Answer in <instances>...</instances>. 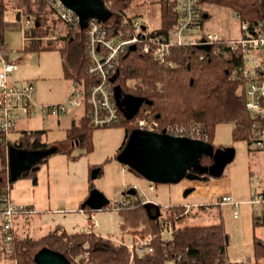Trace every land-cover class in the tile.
<instances>
[{"label": "trees", "instance_id": "1", "mask_svg": "<svg viewBox=\"0 0 264 264\" xmlns=\"http://www.w3.org/2000/svg\"><path fill=\"white\" fill-rule=\"evenodd\" d=\"M104 1L111 13L117 15H127L129 9L136 4V0ZM202 1L220 2L236 11L250 24L264 19V0ZM158 2L160 25L156 29L166 33L177 23L179 14L173 1ZM9 11L13 12L17 21L24 18L32 20L26 27L24 51L59 50L63 57L64 76L74 82L83 81L85 85L89 84L85 38L81 23L72 26L59 19L50 0H0V50H4L2 39ZM60 23L66 29L64 34H61ZM74 30L81 31L82 55L75 72H71L68 68L66 46ZM213 49L207 51L200 45L173 47L168 56V60L175 64L173 67L164 66L151 54L140 50L130 51L120 59L114 88L121 111V120L118 124L124 127L125 133L116 156L124 150L131 134L138 128L135 120L142 117L158 121L161 131L168 126L182 128L197 126L207 135V141L215 149L228 147L215 143L217 126L223 123L233 126V140L251 142L252 125L255 120L247 112L245 105L246 83L238 70L243 63L242 55L224 43L218 44L217 53ZM128 97L141 100L138 107L133 110L128 108ZM94 128L85 107L78 122L67 129L66 141L59 143L51 144L45 141L43 138L45 129L22 130L15 140L9 139L7 134L0 131V190L6 184L8 145L26 150L47 151L54 145L69 143L66 153L71 156L75 146L85 148L88 152L93 149ZM50 154L45 153L36 162V168L23 175L32 174L34 182H37L36 171ZM214 162L213 156L206 155L201 161L202 169L193 168L191 172L201 176L207 175V178L224 175L225 168L215 175L206 171ZM96 167H99L98 176L103 171L102 166H90L89 180L92 189L94 188L92 171ZM128 168L143 176L134 168L130 166ZM124 200L127 204L118 208L122 214L121 228L131 234L133 242L151 237L152 251L132 255L129 243L124 239L104 237L95 231L68 232L55 229L39 237L16 232L11 245L0 243L2 245L0 258L7 257L9 264H41L35 252L40 248H47L58 253L69 264H166L167 261H173L175 264H262L264 237L256 235L253 238L254 261L251 263L231 261L228 254L230 234L221 215L218 222L211 224H183L192 213L191 208L187 211V206L180 204L162 206L144 202L137 195L128 193ZM111 206L106 202L103 208ZM205 206L207 205H200L197 208ZM165 221L173 226L172 234L166 237L162 233V223ZM252 225L254 229L264 226V216L254 217Z\"/></svg>", "mask_w": 264, "mask_h": 264}, {"label": "rangeland", "instance_id": "2", "mask_svg": "<svg viewBox=\"0 0 264 264\" xmlns=\"http://www.w3.org/2000/svg\"><path fill=\"white\" fill-rule=\"evenodd\" d=\"M135 3L129 9L128 14H139L149 29L157 28L160 20L158 0H136ZM202 6L210 13V17L203 21V28L193 29L192 33L199 35L203 30L217 31L219 28L232 36L240 33V20L236 11L225 7L223 4L220 5L218 2L203 1ZM15 20L13 12L9 11L6 16V23H14ZM60 24L61 34L66 33L64 25ZM6 29L3 38L9 59L17 60L23 57V62H19L14 70V76H19L18 80L21 83L25 81L34 82V94L38 103L48 105L63 103L72 90V80L64 76L61 52L59 50L24 51L21 28ZM79 31L74 30L72 32V37L66 46L68 68L71 72H75L82 55L81 31ZM128 104L133 110L137 101L128 97ZM57 116L63 119L64 114ZM48 117L38 112L29 117L20 114L16 131L8 138L14 140L21 129H35L44 126L43 123ZM232 127L229 124H220L217 127L216 132L218 134L215 143H222L228 147L219 150L216 163L211 169L219 173L225 168L224 176L226 179L223 180V184L234 199L241 202L239 206L240 215L238 217L234 215L232 205L210 207L207 203L208 207L205 206L197 215L190 213L183 224H211L218 222L221 215L224 226L230 234L228 247L230 259L233 262L251 263L254 261V235L264 237V226H258L254 229L252 225L253 212L254 209L261 210L264 206L256 205L253 207L248 200L258 192L264 182V151L257 149L253 141L233 140ZM124 133V127L119 124L95 127L93 131L94 146L90 152L85 148L75 146L72 155L69 156L66 153L69 143H61L58 145V150L50 154L47 160L39 165L36 171L37 182H34L32 174L9 181L11 199L16 204H24L34 209L30 215L31 220L26 224V230L20 228L22 224L19 227L20 231H23L22 234L39 237L55 229L74 232L86 228L90 215L79 209L77 202L72 198V194L75 190L80 191L85 188L89 176V166L99 165L102 166L103 171L93 179L94 188L100 189L112 206L102 207L93 212L95 216L92 220L96 224L95 230L102 236L110 235L118 240L123 238L127 243H130L132 236L121 228L122 214L113 205L117 201H123L126 192L133 188L136 182L146 183L147 178L141 176L143 180H140L138 174L130 169L122 171V166L125 163L121 158L124 157L125 149L118 156L115 154L123 141ZM65 136V131L59 125L48 129L50 141L62 140ZM7 152L6 147V157ZM7 174L8 168L6 173L8 177ZM261 178L263 181H260ZM209 180L207 178L191 179L186 177L179 182L185 186L183 193L190 188L193 193L195 190H208ZM139 194L143 196L140 189ZM93 198L95 204L101 201L99 196ZM211 201L213 202L212 198L207 202ZM104 203L105 200L102 204ZM163 235L166 237L168 233L165 232ZM42 251L45 249L36 250L37 258ZM9 263L7 257L0 258V264ZM166 264L175 263L167 261Z\"/></svg>", "mask_w": 264, "mask_h": 264}, {"label": "built area", "instance_id": "3", "mask_svg": "<svg viewBox=\"0 0 264 264\" xmlns=\"http://www.w3.org/2000/svg\"><path fill=\"white\" fill-rule=\"evenodd\" d=\"M55 14L62 21L76 26L80 24L77 14L63 4L61 0H50ZM176 4L179 19L166 33L149 29L140 15L112 14L107 21L91 19L82 28L85 38V54L87 59V74L90 78L88 85L83 81L73 83L68 98L54 104L38 103L34 96L35 85L28 81L21 85L8 83V75L12 73L19 63L10 61L3 56L0 50V131L9 133L16 126L20 114L31 116L35 113L48 115H63L70 110L87 107L91 123L95 127L117 125L121 120L120 105L115 97V80L119 73L120 59L130 51L140 50L151 54L164 66L173 67L175 64L168 60L173 47L187 45L210 46L217 53L218 44L224 43L232 50L242 55L243 63L239 74L245 79L246 109L254 118L253 135L250 139L255 147L264 150V19L258 23L250 24L241 18L240 33L232 36L220 28L216 30H203L201 34L192 33L193 29L203 28V21L210 17V13L202 6V0H170ZM221 5L222 3L219 2ZM107 6V5H106ZM30 19L19 21L20 25L27 27ZM203 56H201L202 58ZM138 128L161 132L159 122L145 117L135 120ZM165 132L207 140L200 128H182L168 126ZM9 145L7 146L8 151ZM8 156V152H7ZM127 170V167H122ZM0 190V243L11 245L17 232V223L20 218L29 217L34 209L24 204H16L10 197L9 180ZM154 182H150L149 189L154 190ZM136 188L137 185H134ZM251 204L264 205V189L257 192L250 200ZM232 195H224L217 201L220 205H234L235 216L239 214L238 206ZM127 201H117L113 207L119 208ZM190 209L187 206V211ZM260 215V211H256ZM95 226L96 224L93 223ZM162 233L172 234L173 226L170 222H163ZM152 238L139 239L128 244L132 255L144 254L153 250ZM264 264V258L261 259Z\"/></svg>", "mask_w": 264, "mask_h": 264}, {"label": "water", "instance_id": "4", "mask_svg": "<svg viewBox=\"0 0 264 264\" xmlns=\"http://www.w3.org/2000/svg\"><path fill=\"white\" fill-rule=\"evenodd\" d=\"M61 1L77 14L82 27L91 19L107 21L112 15L104 0ZM201 47L209 48L210 46L201 45ZM140 102L141 100L138 101L136 107H138ZM127 105L130 108L129 104ZM124 149L125 153L124 157L121 158L122 161L151 182L165 184L166 182H179L186 177L206 179L207 175L201 176L191 172L193 168L202 169L201 161L206 155H211L215 159V162L206 171L212 175L218 174L212 171L211 168L216 163V157L220 149H215L210 142L200 138L137 128L131 134L129 142ZM55 150V148H50L47 151L26 150L10 145L8 148L10 179L16 180L23 173L36 168V162L45 153H51ZM97 170L94 169L92 177L97 176ZM191 191V188L187 189L185 194ZM129 192L133 193L134 190ZM44 249L45 251H42L38 257L41 264H69L58 253L47 248Z\"/></svg>", "mask_w": 264, "mask_h": 264}, {"label": "crops", "instance_id": "5", "mask_svg": "<svg viewBox=\"0 0 264 264\" xmlns=\"http://www.w3.org/2000/svg\"><path fill=\"white\" fill-rule=\"evenodd\" d=\"M159 25H160V20H159V24H158L157 28L159 27ZM5 27L7 29L17 28V27H20L21 28L22 33H23V47H24L25 38H26V36H25L26 27L21 26L20 25V22L17 21V19L14 21V23L7 22L5 24ZM0 43H1V41H0ZM2 46L4 48V50H1L4 53L3 56L5 55V58L7 60H10L9 59V56H8V53H6L7 50H5L6 47L4 45V38L2 39ZM10 61H15L17 63H19V62L22 63L23 62V57H20L17 60H10ZM2 63H3V59L2 60L0 59V65ZM14 73H15V71H13L12 73H10L8 75V77H7L9 84H11V85H21L23 83H26V81L23 82V83L19 82V80H18L19 79L18 78L19 76L15 77L14 76ZM18 83H21V84H18ZM73 83H75V82L72 80V85H73ZM34 96H35V94H34ZM84 110H85V107H80V108L72 109L67 114H64L63 119H61L60 116H55V115H48L49 117L48 116H45V117H48V118H47V120L45 119V121L43 123L44 126H42L40 128H35V129H45L46 132H45L43 138H44L45 141H47V142H49L51 144L59 143V142H62V141H66L65 139L67 138V129L69 127H71L74 123L78 122V120L80 119V117H82V115L84 113ZM19 120L20 119L17 120V123H18ZM17 123H16V125H17ZM223 124H225V123H223ZM55 125H57V126L59 125L60 128L63 129V131H65L66 136L62 140H53V141H50L49 138H48V129L50 130V128H54ZM229 125H231V124H229ZM15 127L9 133V135L13 134L14 131H16L17 127L16 128ZM30 129H27V130H30ZM22 130H25V129H21V131ZM20 132L14 138V140L19 137ZM217 134L218 133L216 132V136H217ZM9 135H8V137H9ZM58 145L59 144L54 145V146L51 147V149L52 148H55L56 149L55 151L51 152V154L54 153V152H56L58 150ZM262 151H264V150H262ZM7 158H8V156H7ZM90 166H89V175H90ZM124 166L127 167V170L129 169L128 168V165L124 164L122 167H124ZM94 169H99V167H96ZM94 169H93V171H94ZM127 170H125V171H127ZM93 171H92V174H93ZM7 175L9 177V163H8V174ZM97 176H98V174H97ZM96 177H93V178H96ZM142 177H144V176H142ZM142 177H141V175H138V178H140V180H143ZM211 178H213V179H211ZM191 179H193V178H191ZM207 179L208 180L210 179L209 180V183H208L210 185H209V189L208 190H205V191H201V190L196 191L195 190L193 193L192 192L191 193L189 192V193L185 194V193H183V191L185 189L184 188L185 186L184 185H181L182 182H179V183L178 182H166L165 184L164 183L157 184V183L154 182L155 189L154 190H150L149 189V185H150V182L151 181H149L147 179V182L146 183H143L142 181H139V183L136 182L134 185H137V183H138L139 186L137 185L136 188H134L135 186H133V188L129 189V191L130 190H134L133 193H131L129 191L126 192V193L132 194V195H137V197H140L144 202H153L155 204H160L162 206H171V205H179V204L180 205H184V206H189L192 209V213L196 212V214H199L198 212L200 210H203L204 208L198 209L197 208L198 206H200V205H207V203H209V204H217V201L220 198H222V196H224V195H231V193L227 189H225L226 187L223 184V180L226 179V177L224 175H222L220 177L212 176V177H209ZM7 180L8 179L6 178L5 179V182ZM260 181H263L262 178L260 179ZM139 189L142 191L143 196H141L139 194ZM263 189H264V182H263V185L258 190V192L259 191H262ZM96 192H98V193H96ZM96 194H98V195H96ZM95 196H99L101 198V201H99L98 204H95V202L93 201V199H94L93 197H95ZM72 198H74L75 202H77V205H78L79 209H81V211H83L85 213H88L90 215V219L88 221V226L86 228H83V229L79 230V231H95L96 232L95 226L93 225V223H95V222L92 220L94 218V216H95V214L93 212L96 209L102 208L103 207L102 202L104 200L105 201H108V198H106L104 196V194L102 193V191H100V189L98 190L96 188H93V189L91 188L89 176H88V181H87V183L85 185V188L82 189V190H80V191L75 190L73 192V194H72ZM210 198H212L213 202L212 201L211 202H207ZM123 199H125V197ZM252 205L254 207V206L258 205V204H252ZM232 206L234 207V210H235L236 207L234 205H232ZM239 206L237 207L238 208V211H239ZM256 211H260V215H256ZM253 213H254V216L253 217H257V216L258 217H261V216L263 217L264 216V208H262L261 210L254 209V212ZM239 215H240V211H239L238 216ZM30 220H31V216L25 217V218H20L18 220V223H17V232L20 233V234H22L23 231L21 232L20 229H19L20 225L22 224V226L20 227L22 230H26V224L29 223ZM61 230H63V229H61ZM74 232H77V231H74ZM104 237H106V236H104ZM107 237L113 238V236H110V235H108ZM116 240H118V239H116ZM131 242H133V241H131ZM231 261H232V259H231Z\"/></svg>", "mask_w": 264, "mask_h": 264}, {"label": "bare ground", "instance_id": "6", "mask_svg": "<svg viewBox=\"0 0 264 264\" xmlns=\"http://www.w3.org/2000/svg\"><path fill=\"white\" fill-rule=\"evenodd\" d=\"M116 82V81H115ZM135 125V124H134ZM140 200V199H139Z\"/></svg>", "mask_w": 264, "mask_h": 264}]
</instances>
